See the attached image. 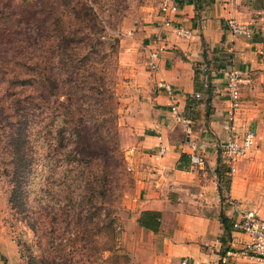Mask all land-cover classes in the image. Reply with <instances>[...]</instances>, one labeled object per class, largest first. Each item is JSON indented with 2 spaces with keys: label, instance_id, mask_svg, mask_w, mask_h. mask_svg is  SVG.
Instances as JSON below:
<instances>
[{
  "label": "rangeland",
  "instance_id": "1",
  "mask_svg": "<svg viewBox=\"0 0 264 264\" xmlns=\"http://www.w3.org/2000/svg\"><path fill=\"white\" fill-rule=\"evenodd\" d=\"M162 1L0 0V253L3 242L17 264H156L128 166ZM260 59L240 109L256 144L234 161L220 149L219 166L240 180L230 205L264 215Z\"/></svg>",
  "mask_w": 264,
  "mask_h": 264
},
{
  "label": "crops",
  "instance_id": "2",
  "mask_svg": "<svg viewBox=\"0 0 264 264\" xmlns=\"http://www.w3.org/2000/svg\"><path fill=\"white\" fill-rule=\"evenodd\" d=\"M177 2L176 11H162L145 33L144 62L150 59L151 66L143 62L142 79L135 80L141 109L128 166L136 182L133 221L159 239L152 255L156 264H220L226 248L248 242L247 235L231 225L235 207L230 204L241 193L240 180L234 178L228 190H220V144L246 129L244 113L239 111L235 120L230 117L226 75L263 63L264 1ZM231 22L251 35L234 30ZM182 29L189 36L181 34ZM162 81L177 89V99ZM174 104L192 118V133L176 120ZM192 143L205 156V166L192 164ZM144 211L159 214L157 231L140 223ZM19 259V252L2 242L0 264H17ZM230 264L261 263L240 257Z\"/></svg>",
  "mask_w": 264,
  "mask_h": 264
},
{
  "label": "built area",
  "instance_id": "3",
  "mask_svg": "<svg viewBox=\"0 0 264 264\" xmlns=\"http://www.w3.org/2000/svg\"><path fill=\"white\" fill-rule=\"evenodd\" d=\"M178 9L177 0H163L161 10L163 12L176 11ZM234 30L242 32L244 35L250 36L251 32L247 28L235 26L231 22ZM181 34L189 36V31L182 29ZM156 55V54H155ZM153 60L152 65H155ZM248 75L242 70H231L226 75V92L228 99L231 102V109L229 111L232 120H235L236 115L242 107V85L247 81ZM162 87L173 97L178 98V91L174 86L165 81L160 83ZM197 96H200L197 94ZM172 111L175 114L176 120L182 123L187 132L192 133L193 120L179 109L178 104L172 105ZM257 141V131L249 128L246 131L233 133L227 140L221 142L220 149L230 157L233 161L237 158L246 156L255 146ZM191 162L195 166H205V156L197 149V145H191ZM164 151V150H162ZM230 161V160H229ZM233 165V164H231ZM234 219L232 221V229L239 231L248 237V242L244 247L234 248L228 247L219 257L220 264H230L234 259L240 257H250L255 259L258 263L264 264V216H262L256 209L249 207H235ZM185 264L186 261L184 260Z\"/></svg>",
  "mask_w": 264,
  "mask_h": 264
},
{
  "label": "trees",
  "instance_id": "4",
  "mask_svg": "<svg viewBox=\"0 0 264 264\" xmlns=\"http://www.w3.org/2000/svg\"><path fill=\"white\" fill-rule=\"evenodd\" d=\"M206 69H208L206 67ZM229 167V166H228ZM228 167L226 168H220L218 169V172L220 174V183L222 184L220 186V190H223V180L227 182L226 189L228 190L230 188L231 178H226V173H228L226 170H229ZM224 178V179H223ZM226 178V180H225ZM159 214L154 211H144L142 214V217L140 218V223L144 225L145 227H148L154 231H157L160 226V220H159ZM232 225V224H231Z\"/></svg>",
  "mask_w": 264,
  "mask_h": 264
}]
</instances>
